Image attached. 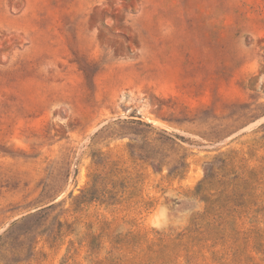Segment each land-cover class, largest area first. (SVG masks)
Returning <instances> with one entry per match:
<instances>
[{
  "label": "rangeland",
  "instance_id": "374dc122",
  "mask_svg": "<svg viewBox=\"0 0 264 264\" xmlns=\"http://www.w3.org/2000/svg\"><path fill=\"white\" fill-rule=\"evenodd\" d=\"M0 264H264V0H0Z\"/></svg>",
  "mask_w": 264,
  "mask_h": 264
}]
</instances>
